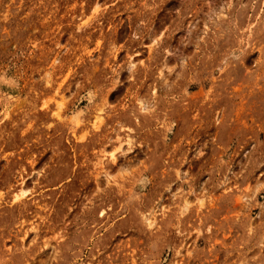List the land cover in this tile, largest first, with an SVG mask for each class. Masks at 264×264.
I'll use <instances>...</instances> for the list:
<instances>
[{"label": "rangeland", "instance_id": "obj_1", "mask_svg": "<svg viewBox=\"0 0 264 264\" xmlns=\"http://www.w3.org/2000/svg\"><path fill=\"white\" fill-rule=\"evenodd\" d=\"M0 264H264V0H0Z\"/></svg>", "mask_w": 264, "mask_h": 264}, {"label": "bare ground", "instance_id": "obj_2", "mask_svg": "<svg viewBox=\"0 0 264 264\" xmlns=\"http://www.w3.org/2000/svg\"><path fill=\"white\" fill-rule=\"evenodd\" d=\"M26 176H27V177H26V180H28V179H29V174H27ZM21 181H22V180H21Z\"/></svg>", "mask_w": 264, "mask_h": 264}]
</instances>
